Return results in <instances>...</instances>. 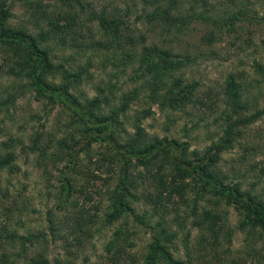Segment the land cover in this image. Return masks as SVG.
Returning <instances> with one entry per match:
<instances>
[{"label":"trees","instance_id":"1","mask_svg":"<svg viewBox=\"0 0 264 264\" xmlns=\"http://www.w3.org/2000/svg\"><path fill=\"white\" fill-rule=\"evenodd\" d=\"M126 3L0 0V71L15 93L30 92L47 117L59 109L64 119L54 132L34 128L28 143H0V264H76L102 232L106 264H194L181 231L185 218L201 233L200 251L221 256L233 241L231 209L248 240L264 242V166L249 177L224 162L244 131L264 118V61H255L253 80L244 71L231 74L222 97L209 95L207 102L201 84L188 78L191 53L173 47L199 25L211 29L200 38L212 46L241 22L258 19L245 7L220 11L213 0ZM155 36L168 38L170 47ZM97 63L109 81L89 97L82 88ZM124 79L130 87L121 86ZM18 96L7 95L6 105ZM155 107L166 114L206 108L218 115L222 137L199 151L153 135L144 124ZM19 152L50 178L53 206L40 222L19 190ZM144 234L150 240L138 259ZM52 246L61 254L55 262Z\"/></svg>","mask_w":264,"mask_h":264},{"label":"rangeland","instance_id":"2","mask_svg":"<svg viewBox=\"0 0 264 264\" xmlns=\"http://www.w3.org/2000/svg\"><path fill=\"white\" fill-rule=\"evenodd\" d=\"M89 1L97 4V6L115 2V0ZM127 1L129 0H125V2L124 0H116V3L124 7ZM213 1L218 9L223 12L228 9L231 13H236L240 8L245 7L250 15L255 16L258 20L241 22L240 27H237L235 31L226 36L224 34V36L218 37L215 45L212 46L203 44L200 38L211 30L204 25H199L197 30L188 38L181 36L179 43L176 42L174 46L172 45L178 53H185L186 51L191 53L194 63L188 70V78L201 84L203 88L202 95L207 102L222 97L221 94L226 80L231 74L244 71L249 80H253L255 77L253 69L255 61H264V0H236V7L231 3L230 5L227 4L231 0ZM14 12L18 20L26 21L20 6L16 5ZM153 40L156 43H167L166 45L170 47L168 38L155 36ZM82 63L85 64V59ZM91 71L95 75L94 78L88 79L82 88L89 97L94 95L96 86L109 81V77L107 73L105 74L101 64L97 63V66ZM111 71L110 69L108 72L113 73ZM126 79L122 80L121 86L122 84L125 87L129 86L128 83L131 82ZM15 92L16 90L12 88V81L0 71V143L9 139L19 143L24 141L28 143L29 136L34 128L48 129L54 132L57 129L55 124L64 121L63 113L59 109H56L50 117H47L43 106L36 102L34 95L30 92L24 95ZM9 94L12 97L20 95L16 104L6 105L7 95ZM209 95L211 96L210 100L208 99ZM154 112L156 113L154 117L146 120L144 124L148 132L160 137L176 138L182 142H188L192 145V150L203 151L222 137V130L215 121L218 115L213 116L211 114L210 116L206 108L196 109L194 107L184 113L166 114L155 107ZM244 134L242 144L227 153L224 162L236 165L247 176L253 177L257 166H264V118L244 131ZM20 162L23 169L19 179V190L25 193L34 209L35 206L37 207V213L33 212L32 220L35 223L36 221L40 222L41 213L46 212V209L53 206L50 202V187H48V185H51L50 178L46 177L47 180L43 178L42 170L34 166L32 157L21 153ZM54 172L56 176L57 171ZM51 180L54 182L53 179ZM239 222L238 214L234 209H231L228 227L233 234V241L230 245L220 249L223 251L221 256H216L214 252L200 251L201 233L194 225L193 220L185 218V229L181 231L185 233V239L188 238L190 243L193 263L264 264V242L255 241L253 243L248 240L247 235L240 230ZM176 229L179 230L177 227ZM107 235L106 232L99 234L87 247L82 258L76 264H94L95 260L97 264H106L103 244ZM149 240L150 236L146 234L137 238L138 259L141 258ZM179 245L184 247L182 242H179ZM51 252L52 261L55 262V258L61 257L60 250L53 246ZM179 256H184L183 248L179 251Z\"/></svg>","mask_w":264,"mask_h":264}]
</instances>
